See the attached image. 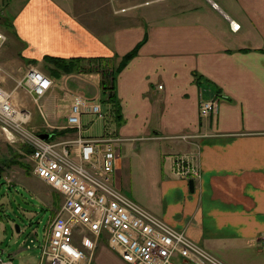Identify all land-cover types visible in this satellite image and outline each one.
I'll return each instance as SVG.
<instances>
[{"label": "crops", "instance_id": "obj_1", "mask_svg": "<svg viewBox=\"0 0 264 264\" xmlns=\"http://www.w3.org/2000/svg\"><path fill=\"white\" fill-rule=\"evenodd\" d=\"M93 2L107 11L97 25L78 0H26L10 13L24 60L54 79L48 93L61 84L69 111L77 92L102 97L118 139L114 180L126 154L153 182L124 193L225 263L264 264V0H117L113 12ZM46 56L79 57L84 69L64 73ZM205 99L218 106L203 117ZM44 117L64 130L55 110ZM190 149L193 188L172 170Z\"/></svg>", "mask_w": 264, "mask_h": 264}, {"label": "built area", "instance_id": "obj_2", "mask_svg": "<svg viewBox=\"0 0 264 264\" xmlns=\"http://www.w3.org/2000/svg\"><path fill=\"white\" fill-rule=\"evenodd\" d=\"M231 24L239 28L236 22ZM6 41L0 27V54ZM5 79L0 61V133L11 145L28 146L31 151L25 153L33 173L63 196L48 222L45 240L39 242L35 235L23 243L26 248L41 247L34 264H90L102 241L129 264H227L116 185L118 139L107 131L86 136L83 124L87 114L107 119L99 94H74L64 127L72 130L75 137L60 139L50 134L43 138V132L31 127L33 113L19 102V95L30 94L38 103L54 87V79L32 63L12 89L5 87ZM217 106L215 99H205L200 113L209 116ZM172 170L182 178L200 177L199 150L176 154ZM0 264H15L13 256L4 258L0 254Z\"/></svg>", "mask_w": 264, "mask_h": 264}, {"label": "rangeland", "instance_id": "obj_3", "mask_svg": "<svg viewBox=\"0 0 264 264\" xmlns=\"http://www.w3.org/2000/svg\"><path fill=\"white\" fill-rule=\"evenodd\" d=\"M92 1H94L93 3L103 1V7L109 8L112 12L115 9L113 4L117 2V0H78L76 8L80 10L83 18L94 23V25L99 24L107 16V11H104L100 5L92 6L94 5L91 3ZM25 2L26 0H0V27L5 28V31L11 36V41H9L5 32L7 41L0 54V61L6 72L4 84L8 89L14 87L16 79L21 78L32 63V61L29 63L24 60L21 53V44L15 42L16 38L12 35L14 31L10 28L12 19L9 14L16 12ZM116 7L120 8L119 5ZM117 17L114 16V18ZM14 50L16 52L12 54ZM8 54L14 56L9 60ZM32 64L37 67L40 66L42 70L44 68L39 64ZM56 84L57 87L39 98L38 103L33 100L30 94L26 95L24 92L20 93L19 102L21 100L31 109L33 119L30 125L32 128L36 131L50 133L53 137L68 139L72 137L69 129L64 127L62 128L64 130H61V128L52 130L54 124L47 117V119L44 117L45 113L49 114L51 110H55L61 114L65 121L67 120L66 116L69 110L64 102L66 101V92L61 89V84H58V81H56ZM69 84L71 87L79 88L78 84L74 85L72 82ZM106 108H104L105 113H107ZM43 111L45 112L43 113ZM90 118V116L83 117L84 124L89 126L88 131L85 126L86 133L93 136L102 135L106 130L108 117L106 120L96 118L93 122L88 123L87 121ZM25 152V145H11L0 133V166L4 167L3 174L0 177V254L4 258L12 255L15 264H34L39 259L41 247L37 245L26 248L23 243L25 240L35 237V235L39 242L45 240L48 222L55 215L63 201V196L57 190L48 186L33 173L32 162ZM125 162L126 154L122 164L123 175L115 180L120 189L123 188L124 191H129L133 195L134 192L141 190V184L144 186V184L153 183L151 176L141 174L143 165L139 160L128 156L127 163ZM18 227L20 231L17 230ZM90 264L129 263L124 261L119 253L106 242L102 241L93 254Z\"/></svg>", "mask_w": 264, "mask_h": 264}, {"label": "trees", "instance_id": "obj_4", "mask_svg": "<svg viewBox=\"0 0 264 264\" xmlns=\"http://www.w3.org/2000/svg\"><path fill=\"white\" fill-rule=\"evenodd\" d=\"M1 19H2V17H1ZM46 59L49 62L53 63L58 69L62 70V72L67 73V74L74 73V72L79 71V70L82 72L84 69L83 66H82V68H80V63H81L82 59L79 57L68 60V59H64V58H60V57L46 56ZM55 73H56L55 76H57V77L61 75L59 71H57ZM111 97H112V95H111ZM111 97H109V98H111ZM56 133L60 134L59 132H56ZM53 138H55V136ZM26 150L28 152L31 151V149L28 146H26ZM3 171H4V167L0 166V177L3 174Z\"/></svg>", "mask_w": 264, "mask_h": 264}, {"label": "water", "instance_id": "obj_5", "mask_svg": "<svg viewBox=\"0 0 264 264\" xmlns=\"http://www.w3.org/2000/svg\"><path fill=\"white\" fill-rule=\"evenodd\" d=\"M40 136L43 137V138H49L50 137V133L43 132V133H40ZM190 185H191V188H193V186H194L193 179L190 180ZM17 230L20 231V228L18 227Z\"/></svg>", "mask_w": 264, "mask_h": 264}]
</instances>
